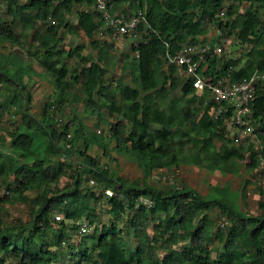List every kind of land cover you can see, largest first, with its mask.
<instances>
[{"label": "trees", "instance_id": "trees-1", "mask_svg": "<svg viewBox=\"0 0 264 264\" xmlns=\"http://www.w3.org/2000/svg\"><path fill=\"white\" fill-rule=\"evenodd\" d=\"M226 1L238 3L228 7V14L249 4L237 19L239 27L229 32L237 46L247 49L246 57L241 62L214 55L200 71L214 81L226 77L231 82L264 73L262 0H111L113 14L124 6L140 9L149 26L145 32L139 26L141 39L132 45L137 56L124 67L135 75V85L130 86L122 80L106 81L100 60L83 56L79 46L66 54L86 63L85 67L70 71L67 63L59 61L64 54L58 49L63 32L81 33L92 47H98L94 37L102 22L94 0H29L27 13L16 10L18 0H0V12L12 18L10 23L0 18V44L32 50L57 95L46 103L40 117L35 116L28 107L31 94L24 81L28 72L23 74V70L28 68L17 55H0V85L9 93L0 101V183L6 185L7 194L0 199V211L3 204H30L29 220L20 226L4 225L0 217V264H58L55 255L46 253L44 242L53 233L57 216H62L57 221L60 238L67 233L68 224L71 230L78 229L79 223L92 229L81 243L92 246L78 250L72 264H264V202H258L257 215L243 214L222 188L203 196L192 186L165 190L150 182L151 174L181 165L237 174V160H247L246 172L257 170L264 161V81L258 84L250 104L256 142L234 144L227 122L212 119L208 94L196 95L191 81L180 80L176 69L165 61L164 41L175 54L183 46L198 45L208 24L214 22L222 28L219 13ZM69 17L75 18L74 24ZM16 21L21 23L20 34L13 31ZM9 64L16 67L15 73L10 74ZM176 90L178 95L171 96ZM72 101L99 117L103 110L110 118L114 111L118 113L120 118L108 124L105 140L113 142L118 154L138 164L140 181L101 168L88 152L98 145L107 156L104 139L80 122L72 119L56 127L55 110ZM11 109L20 115V123L3 135L2 122ZM210 141L220 148H208ZM72 160H76L74 167ZM84 171L94 178L91 189L85 191L80 183ZM64 177L69 182L58 189ZM110 188L113 196L108 198L104 191ZM30 193L34 196L29 197ZM140 197H148L153 205L136 207ZM103 199L111 213L129 218L134 247L128 246L120 229L98 225L92 206ZM212 212L221 225H215Z\"/></svg>", "mask_w": 264, "mask_h": 264}, {"label": "rangeland", "instance_id": "rangeland-1", "mask_svg": "<svg viewBox=\"0 0 264 264\" xmlns=\"http://www.w3.org/2000/svg\"><path fill=\"white\" fill-rule=\"evenodd\" d=\"M264 1V0H262ZM29 0H18V12L27 13V5ZM237 2L226 1L223 3L220 13L224 15L220 16L223 21L222 28H219L217 23H210L207 25L208 31L206 36L200 39V43L196 46L208 47L221 46V56L224 60H239L244 61L247 53L246 48L237 46L229 32H233L239 27L237 19L243 17L249 4H242L238 6L236 12L228 14V7ZM238 4V3H237ZM127 10H133V7H126ZM137 8V7H136ZM78 9V8H77ZM75 8V11L77 10ZM121 13V12H120ZM0 18L7 23H10L12 18L4 11L0 12ZM72 24L75 23L74 17H69ZM20 21V19H19ZM16 21L14 23L13 31L16 34L22 32L21 23ZM42 26V25H41ZM40 26V27H41ZM142 33H138L137 37L122 38L118 41L108 38V36L101 37L97 32L94 40L97 42L96 48L92 47L81 33L77 35L67 34L66 32L61 35L62 41L60 42L58 49L64 51V54L59 57L61 63H67L70 71H79L86 66L81 60L75 57H69L66 53L72 54L75 47H80V53L83 56H89L94 60H100L103 68L107 75L106 81L122 80L124 83L134 86L135 75L131 74V71L124 68L125 65L131 63L133 44H138L141 39ZM30 38V33L27 35ZM211 45V46H210ZM118 46V47H117ZM116 48V50H115ZM0 55H17L22 61L23 66L28 70H23L25 76V83H27V91L31 94V101L28 104L30 111L37 117H40L46 108V103L51 102V99L57 97L53 82L45 76V69L42 65L32 56V50L30 49H19L18 47L11 46L10 44H0ZM10 74L15 73L16 67L13 65H7ZM30 78L31 80H28ZM180 80H184V77L180 76ZM29 81V82H27ZM163 81V79H161ZM76 94L78 90H73ZM8 92L0 85V101L8 96ZM178 95V90L172 93L171 96ZM78 96L81 97L80 93ZM56 116L59 119L58 125L65 124L72 119L76 122H80L84 128L91 132L96 133L104 139V143L107 148V156L104 155L103 149L98 145H94L88 152V155L95 158L100 164L101 168L108 169L111 174L118 175L122 178H126L130 181L141 180L142 172L138 164L127 156L118 154L113 150V142H108L106 136L109 134L110 127L109 123L120 118L118 113L114 111V117L110 118L107 115V111L103 110L102 115H92L90 112H85L83 105L80 102L72 101L67 102L63 106H59L58 110H55ZM20 123V115L15 112L14 109L10 110L2 122V134L6 135L9 131L14 130ZM71 136V134H70ZM68 137V136H67ZM235 144L236 135L229 133ZM202 139V138H200ZM79 143L77 144V147ZM208 148L212 147L213 150H218L220 145L217 142L210 141ZM257 150L256 152H259ZM76 161V160H75ZM74 160L71 161L72 167H74ZM70 162V161H69ZM247 160H237L236 168L238 169L237 174H227L222 172H209L202 166H191L185 169H174L168 172H155L150 175V182L154 185L163 188L165 190L172 188H181L183 186L195 187L200 194L207 196L209 193L215 194L216 188H222L227 192L229 197L235 202L238 210L245 214H258V202H264V162L260 164L257 170L246 172L245 164ZM94 178L91 177L87 172L82 173L81 177V189L83 191L90 190L93 184L91 183ZM69 179L67 177L62 178L57 188L61 189L67 185ZM11 186L13 183L11 182ZM93 189V188H92ZM113 192V190L110 188ZM29 197H33L34 194H28ZM6 185L0 183V199L6 197ZM93 209L96 211V215L99 219L98 225H109L120 229L123 232L125 240L128 246L134 247V240L132 237V230L129 227V218L126 216L118 217L111 213L107 209L106 199H103L99 203L94 204ZM29 202H20L14 204H3L0 211V217L2 218L3 224L11 227L20 226L29 220ZM211 218L216 226L222 224L221 219L217 213L212 212ZM61 220H62V216ZM53 224V233L47 234L44 238L46 244V253L49 255H55L58 264H72L76 257L74 254L85 248H90L92 243H85L82 245L83 240L86 236L80 237L77 234L78 229H70L72 225L68 224L69 229L64 234L63 238L61 227L58 225L57 220ZM92 231V229H91Z\"/></svg>", "mask_w": 264, "mask_h": 264}, {"label": "built area", "instance_id": "built-area-1", "mask_svg": "<svg viewBox=\"0 0 264 264\" xmlns=\"http://www.w3.org/2000/svg\"><path fill=\"white\" fill-rule=\"evenodd\" d=\"M94 3V10L102 22V25L97 29V33L101 37L108 36V38L118 41L122 38L137 37L140 25H143L144 32L149 29L146 15L140 9L129 11L126 14H113L111 0H94ZM222 15L224 14L219 13V16ZM163 44L166 64L174 67L178 75L184 77L186 81H191L196 95L208 94V102L213 105L212 119L214 121L223 119L227 122L228 127L236 135V143L245 146L255 143L250 104L258 84L264 81V73H254L238 82H231L226 77L214 81L204 77L200 67L209 57L220 56L222 54L221 46L217 45L209 49L208 47L186 45L177 53L172 54L169 43L164 41ZM91 183L93 184V181ZM104 194L108 198L113 196V192L109 189L105 190ZM140 205L151 207L153 203L148 197H140L136 201V207ZM55 219L60 221L61 217L57 216ZM78 227L77 234L80 237L87 236L91 231V227L85 223H79Z\"/></svg>", "mask_w": 264, "mask_h": 264}, {"label": "crops", "instance_id": "crops-1", "mask_svg": "<svg viewBox=\"0 0 264 264\" xmlns=\"http://www.w3.org/2000/svg\"><path fill=\"white\" fill-rule=\"evenodd\" d=\"M127 6H124L123 8H121L119 11H118V13H120V12H125V13H127L128 12V10H127V8H126ZM132 11V10H131ZM131 50H132V47H131ZM136 57L137 55H134V53H133V51H132V58L133 57ZM126 66V65H125ZM124 66V67H125ZM126 70H129V71H131L129 68H126ZM131 74H133L132 72H131ZM134 75V74H133ZM176 75H177V77L179 78V79H181L180 78V76L178 75V73L176 72ZM182 77V76H181ZM182 81H186V79H184V80H182ZM227 130L229 131V133L231 134H233V135H235L234 133H233V131L228 127V125H227ZM197 164H191V165H188V166H184V165H181L179 168L180 169H185V168H188V167H191V166H196ZM198 166H200V165H198ZM171 170H173V169H170V170H161V171H157V172H168V171H171ZM215 172H217V171H215ZM212 173V172H211Z\"/></svg>", "mask_w": 264, "mask_h": 264}]
</instances>
